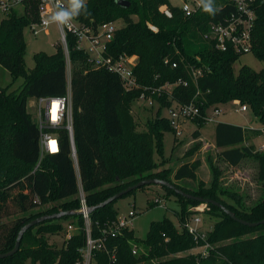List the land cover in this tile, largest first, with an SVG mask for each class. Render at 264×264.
Instances as JSON below:
<instances>
[{
	"label": "trees",
	"instance_id": "obj_1",
	"mask_svg": "<svg viewBox=\"0 0 264 264\" xmlns=\"http://www.w3.org/2000/svg\"><path fill=\"white\" fill-rule=\"evenodd\" d=\"M117 1L87 0L88 14L76 19L95 26L123 21L108 42L106 54L115 57L136 54L134 72L140 85L126 90L117 73L95 67L89 53L78 48L76 36L68 33L78 171L65 127L57 129L59 152L47 153L34 170L40 157V131L29 102L39 95L66 93L67 61L62 44H57L54 53L36 52L34 67L29 70L24 31L38 20L39 0H24L22 13L13 8L0 19V64L14 80L23 78L22 84L13 90L0 84V253L15 246L20 229L30 220L60 210L77 211L29 228L19 250L0 258V264H77L86 239L84 218L79 212L80 186L87 204L92 206L143 178H162L187 192L221 202L239 218L253 222L264 218V150L248 141L245 127L219 121L215 145L220 156L232 166L246 160L255 162V176L263 192L252 204L246 203L244 193L223 188L216 178L209 185L200 180L197 188L179 184L182 179H197L200 159L183 162L171 171L163 165L164 159L158 162L154 157L155 150L162 153L164 131H174L168 117L162 115L163 108L173 102L199 104L200 114L192 120L197 125L193 131L196 137L201 134L210 107L236 98L247 103L264 122V68L255 70L244 64L235 71L234 64L243 53L231 48L222 50L204 36L212 23L225 20L236 10L234 0H214V15L202 8L186 14L169 0H127L129 6ZM162 4L171 8L172 16L160 10ZM256 13L251 52L264 61V0H257ZM148 23L158 30L151 29ZM173 62L177 65L173 66ZM193 70L199 73L194 75ZM179 80L182 81L171 91L163 90L161 94L145 90L146 86L159 88ZM144 90L151 93L158 109L147 118L148 130L140 131L132 107ZM86 112L93 117V129L86 123ZM178 139L176 136V142ZM89 145L97 151L95 157ZM161 186L168 195H175L181 208L180 224L196 213L190 207L200 204L199 201ZM116 200L90 213L94 237L101 236L103 229L118 219ZM155 204H158L155 199L150 201V205ZM201 213L215 218L212 228L206 231V239L197 240L185 227L181 225L180 229L165 217L151 223L144 239H139L128 226L120 233L109 234L106 248L95 249L94 259L97 264H264V223L243 224L211 203ZM11 215L12 218L3 221ZM68 217L72 218L68 224L76 229L62 246L51 243L47 235L61 230L58 220ZM206 242L211 245L206 254L199 249L187 252ZM134 245L138 247L136 253Z\"/></svg>",
	"mask_w": 264,
	"mask_h": 264
},
{
	"label": "built area",
	"instance_id": "obj_2",
	"mask_svg": "<svg viewBox=\"0 0 264 264\" xmlns=\"http://www.w3.org/2000/svg\"><path fill=\"white\" fill-rule=\"evenodd\" d=\"M63 3H67V0H62ZM236 4V10L232 12L225 20L214 22L210 25L209 29L204 33L206 38L212 39L216 46L222 50L233 49L238 53H246L251 51L252 47V29L255 24L257 16V0H234ZM56 0H39L37 11L38 20L32 22L28 27L34 35H38L41 31H47V27L43 21L51 15L55 8ZM18 4L24 6V0H0V12L7 14ZM182 10L186 14H193L197 12L201 7L198 6L197 0H185L181 6ZM160 10L167 16H172V10L167 4H162ZM149 27L153 30H158V27L154 24L148 23ZM117 21L103 22L97 26L93 24H85L78 21L76 18L73 19L68 25H58L61 40L60 43L63 46L67 68L70 63V50L67 41L68 33H72L76 36L77 46L80 49L85 50L89 53L91 61L95 67H106L109 70L117 73L123 83L126 90H132L139 87L137 76L134 72V67L138 62V56L136 54H121L117 57L106 54L108 42L112 40L116 29ZM84 42H87V47L84 46ZM168 61V60H166ZM173 66L177 63L173 62ZM194 75H197L199 71L193 70ZM67 91L62 95H39L31 99L32 101V117L34 122L39 128V145H40V157L34 168L39 166L43 157L47 153H57L60 150V139L57 129L65 127L68 130L72 157L75 160L77 166L76 148L73 138V105H72V94H71V76L68 77ZM182 80L173 83H166L159 88L145 87V90L151 92H158L161 94L163 90L171 91L176 84ZM186 83V82H184ZM143 91L138 100H145L148 105H154L155 99L151 93ZM234 109L237 112H244L249 109L247 103L242 102L240 99H233ZM169 114L168 119L171 126L174 128L175 135L181 137L187 125L193 122V118L200 114V106L195 101L188 103H177L173 102L170 106L166 107ZM221 113L219 105L213 106V116ZM213 116L210 114L204 116L206 121L212 119ZM264 131V128L260 129ZM52 142L55 143L56 148H52ZM264 150V145L261 148ZM79 197L81 206L79 212L82 214L85 222V245L80 248L81 259L77 264H97L93 252L95 249L106 248V239L109 234L115 235L120 233L124 227H131L132 217L136 214L135 210H130L127 215H119L118 219L107 228L103 229V234L99 237L92 235L91 229V218L89 212V205L87 204L85 193L80 186ZM160 202L159 198L155 199ZM205 207V208H204ZM207 208V204L200 203L196 206L190 207V210L196 213L193 216L186 217L184 222L181 224L190 233H192L197 240L206 239V231L200 228L202 221L201 212ZM76 229L73 224H68L66 231V238L72 235V232ZM211 245L206 242L202 246L197 247L202 253L206 254L208 247ZM137 246L134 245L133 252H137ZM114 257V255H112Z\"/></svg>",
	"mask_w": 264,
	"mask_h": 264
},
{
	"label": "rangeland",
	"instance_id": "obj_3",
	"mask_svg": "<svg viewBox=\"0 0 264 264\" xmlns=\"http://www.w3.org/2000/svg\"><path fill=\"white\" fill-rule=\"evenodd\" d=\"M185 0H169L174 5L181 7ZM16 10L19 13L24 11V6L18 4ZM7 14L0 12V19ZM137 18V16H134ZM123 21L118 20L117 25H122ZM25 40L27 42V52L25 55L27 68L30 70L34 67V54L39 51L54 53L57 50V44L60 43L61 36L58 25L51 24L47 27V31H41L38 35H34L29 27L24 31ZM87 42L84 46L87 47ZM249 65L255 70L264 68V61L257 58L251 51L243 53L235 62V71H238L242 65ZM71 64L67 68V76H71ZM23 78L18 77L13 79L8 69L0 64V84L7 87L8 90H13L22 84ZM221 113L213 116V107L208 109V115L213 116L204 123L200 128L202 139L196 137L193 133L197 127L196 123L190 122L184 134L179 137L176 142V135L173 130L167 129L163 136L162 153L155 150L154 157L159 162L165 160L166 167L171 171L186 161L195 159L201 160V166L197 173L196 180L182 179L179 184L190 188H197L200 180L205 181L207 185L211 184L216 178L223 188H234L246 196V203L252 204L259 199L263 192L262 184L257 180L256 165L252 160L244 161L238 166H232L227 163L219 154L215 145L216 125L219 121H225L237 125H241L247 129L248 135L259 149L264 145V122L254 115L251 109L244 112H237L234 109L233 102L222 103L219 105ZM29 109L32 111V101L29 102ZM133 114L138 122L137 129L140 131L148 130L147 118L153 116L158 109L156 104L148 105L145 100H136L133 104ZM86 123L91 129L93 126V117L89 112H86ZM167 108H163L162 115L168 117ZM255 129V131H253ZM91 154L95 157L97 151L89 145ZM101 150V148H100ZM162 164L160 165L163 166ZM234 167V168H233ZM240 170V173L237 172ZM160 197V202L155 205H150L154 199ZM228 198V196L226 197ZM115 207L119 215H127L130 210H135L136 214L132 217L131 227L134 229L136 236L139 239H144L150 229V225L154 221H161L165 217L170 218L181 229L180 224V205L174 194L168 193L159 184H148L145 187L136 189L135 191L117 198ZM205 208V207H204ZM14 209V208H13ZM202 221L200 228L205 231L210 230L213 226L215 218H210L208 214L201 213ZM12 218L5 216L3 221ZM71 217L61 218L58 220L62 224V229L47 235L49 241L57 246H62L66 239L67 225L71 221ZM75 226V225H74ZM198 248H193L187 252H196Z\"/></svg>",
	"mask_w": 264,
	"mask_h": 264
},
{
	"label": "water",
	"instance_id": "obj_4",
	"mask_svg": "<svg viewBox=\"0 0 264 264\" xmlns=\"http://www.w3.org/2000/svg\"><path fill=\"white\" fill-rule=\"evenodd\" d=\"M117 2L122 6H129L130 5V2L127 0H118ZM148 184H159L160 186L165 185L169 188H172L173 190H175L177 193L181 194L184 197L195 199V200L199 201L200 203H205L207 205L210 203L217 205L220 208H222V210H224L226 213H228L231 217L240 221L243 224L250 225V226H256V225L264 223V218L259 220V221H254V222L239 218L235 214V212H233L231 209H229L228 207L223 205L221 202H219L213 198L192 194V193L187 192V191L183 190L182 188L176 186L173 182H171L169 180L162 179V178H156V177L143 178L140 181L136 182L135 184H132V185L128 186L127 188H124V189L116 192L115 194L111 195L110 197L106 198L105 200H103V201H101L95 205L89 206V212L91 213L93 210L114 201L115 199L129 193L130 191L135 190L141 186L148 185ZM75 213H77L76 210H60L59 212H55V213H51V214H44L42 216H39L37 218L30 220L24 226H22V228L20 229L18 236H17L15 246L9 251L0 253V258L13 255L15 252H17L20 248V242H21V239H22L24 233L29 228H31L32 226H34L38 223H41L43 221L49 220V219H56V218H60L64 215H71V214H75Z\"/></svg>",
	"mask_w": 264,
	"mask_h": 264
},
{
	"label": "clouds",
	"instance_id": "obj_5",
	"mask_svg": "<svg viewBox=\"0 0 264 264\" xmlns=\"http://www.w3.org/2000/svg\"><path fill=\"white\" fill-rule=\"evenodd\" d=\"M197 3L204 12L210 15L215 14L216 8L214 0H197ZM82 14H88L87 0H67L66 5L62 0H56L54 10L43 22L46 25L56 24L65 26Z\"/></svg>",
	"mask_w": 264,
	"mask_h": 264
},
{
	"label": "crops",
	"instance_id": "obj_6",
	"mask_svg": "<svg viewBox=\"0 0 264 264\" xmlns=\"http://www.w3.org/2000/svg\"><path fill=\"white\" fill-rule=\"evenodd\" d=\"M3 18V17H2ZM255 129V128H254ZM257 130V129H256ZM201 131V130H200ZM198 138H200V139H202V135L200 134V136L198 137ZM248 141L249 142H251L252 140H251V137L248 135ZM248 141H246L247 143H248ZM251 143H253V142H251ZM247 161V160H246ZM234 168V167H233ZM237 172H239L240 173V170H237Z\"/></svg>",
	"mask_w": 264,
	"mask_h": 264
},
{
	"label": "bare ground",
	"instance_id": "obj_7",
	"mask_svg": "<svg viewBox=\"0 0 264 264\" xmlns=\"http://www.w3.org/2000/svg\"><path fill=\"white\" fill-rule=\"evenodd\" d=\"M52 148H53V149L56 148V145H55L54 142H52Z\"/></svg>",
	"mask_w": 264,
	"mask_h": 264
}]
</instances>
